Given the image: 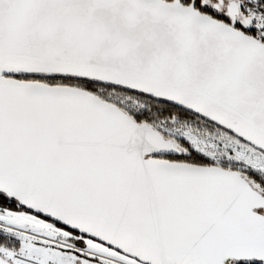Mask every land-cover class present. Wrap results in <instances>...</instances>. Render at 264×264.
I'll list each match as a JSON object with an SVG mask.
<instances>
[{"label":"snow or ice","instance_id":"1","mask_svg":"<svg viewBox=\"0 0 264 264\" xmlns=\"http://www.w3.org/2000/svg\"><path fill=\"white\" fill-rule=\"evenodd\" d=\"M0 264H264V0H0Z\"/></svg>","mask_w":264,"mask_h":264}]
</instances>
